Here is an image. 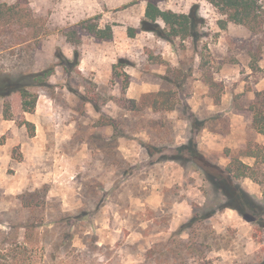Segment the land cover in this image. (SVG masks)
Returning <instances> with one entry per match:
<instances>
[{
	"label": "rangeland",
	"instance_id": "374dc122",
	"mask_svg": "<svg viewBox=\"0 0 264 264\" xmlns=\"http://www.w3.org/2000/svg\"><path fill=\"white\" fill-rule=\"evenodd\" d=\"M27 1L49 32L17 44L21 32L0 27V264L264 262V153L259 182L236 180L257 201L246 208L252 221L223 207L199 169H212L203 159L225 168L233 156L253 166L244 151L264 145L245 109L264 78V37L221 29L206 0H154L198 20L196 35L172 42L144 29L148 0ZM94 16L112 39L78 29L77 47L66 40L63 31ZM50 65L45 84L28 86V73ZM125 74L124 97L171 89L174 108L126 110ZM9 80L36 96L31 112ZM40 188L44 205L22 207L18 196ZM25 223L37 225L28 238ZM15 241L27 249L13 252Z\"/></svg>",
	"mask_w": 264,
	"mask_h": 264
},
{
	"label": "trees",
	"instance_id": "16d2710c",
	"mask_svg": "<svg viewBox=\"0 0 264 264\" xmlns=\"http://www.w3.org/2000/svg\"><path fill=\"white\" fill-rule=\"evenodd\" d=\"M215 10L223 17L218 20L221 29H225L229 22L244 26L251 33L264 37V4L262 0H206ZM98 17H90L79 21L74 27L63 31V35L68 42L77 47L81 43V37L78 29L85 30L92 34L95 38L101 40H110L113 37L112 27L107 24L101 27L98 23ZM197 19L191 13H179L171 9H161L154 0H148L144 12V29L153 30L157 34L168 41L172 42L176 38L182 40L190 36L196 35ZM161 24L162 28H158ZM0 27H15L21 32L17 35V44L27 41H40L49 32L47 20L44 17L36 16L32 11L27 0H16L12 4L0 3ZM264 44V43H263ZM74 56L78 57V50H74ZM119 65H125L124 60H119ZM54 67L48 66L37 72H30L26 75L29 80L28 86L43 85L47 79L53 74ZM125 86L123 87L122 97L119 99V105L128 111H142L149 109L153 112L169 111L175 106L174 92L171 89H160L143 93L139 99L124 97L125 89L128 84V75L125 74ZM6 83L10 90H17L22 97L23 111L31 112L34 109L36 96L29 90L27 84L20 83L16 80H9ZM5 82V81H4ZM251 113V125L254 130L264 135V89L255 90L254 98L245 107ZM111 120V119H110ZM113 125V121H110ZM190 152L191 156L196 157V148ZM264 153V145L254 144V148L247 147L243 155L250 156L255 159L254 165L244 163L238 156L231 157L229 164L225 168L214 167L210 162L201 160L205 166L212 169L199 166L206 180L212 186L221 191L225 196L223 207H231L239 211L248 220H254L253 217L246 213V208L256 210L257 201L239 184L237 179L250 177L256 180V165H258L259 157ZM173 159L178 160L176 157ZM214 168V170H213ZM218 170V172H215ZM257 181V180H256ZM259 182V181H257ZM47 190L40 188L32 192H23L18 197L21 206L24 208H37L44 205ZM56 221H52V224ZM259 224H262L261 221ZM15 226H11L13 229ZM20 227L25 228V238H28V232L33 231L37 227L35 223H25ZM27 241L24 243L15 241L10 243L13 252L16 248L22 250L27 249ZM4 239L0 242V247H4ZM46 245L42 244L41 249ZM72 248H75L74 246ZM53 257V255H51ZM17 258V257H16ZM261 264H264L262 262Z\"/></svg>",
	"mask_w": 264,
	"mask_h": 264
},
{
	"label": "crops",
	"instance_id": "0c3cea01",
	"mask_svg": "<svg viewBox=\"0 0 264 264\" xmlns=\"http://www.w3.org/2000/svg\"><path fill=\"white\" fill-rule=\"evenodd\" d=\"M231 25L241 26V25H238V24H234V23L229 22V23L227 24V28H229ZM257 88H258L257 90H261V89L264 88V78L261 79L260 82L257 84Z\"/></svg>",
	"mask_w": 264,
	"mask_h": 264
}]
</instances>
